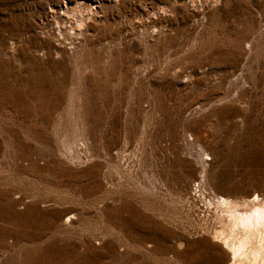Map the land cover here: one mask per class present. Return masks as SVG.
<instances>
[{"label": "rangeland", "instance_id": "obj_1", "mask_svg": "<svg viewBox=\"0 0 264 264\" xmlns=\"http://www.w3.org/2000/svg\"><path fill=\"white\" fill-rule=\"evenodd\" d=\"M256 192L264 0H0V264H228Z\"/></svg>", "mask_w": 264, "mask_h": 264}, {"label": "bare ground", "instance_id": "obj_2", "mask_svg": "<svg viewBox=\"0 0 264 264\" xmlns=\"http://www.w3.org/2000/svg\"><path fill=\"white\" fill-rule=\"evenodd\" d=\"M217 198L224 219L213 231L212 240L221 244L228 264H264V196L256 192L242 202Z\"/></svg>", "mask_w": 264, "mask_h": 264}, {"label": "built area", "instance_id": "obj_3", "mask_svg": "<svg viewBox=\"0 0 264 264\" xmlns=\"http://www.w3.org/2000/svg\"><path fill=\"white\" fill-rule=\"evenodd\" d=\"M198 188H199V183L194 184V186H193L194 192H196L198 190Z\"/></svg>", "mask_w": 264, "mask_h": 264}]
</instances>
